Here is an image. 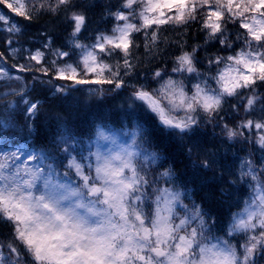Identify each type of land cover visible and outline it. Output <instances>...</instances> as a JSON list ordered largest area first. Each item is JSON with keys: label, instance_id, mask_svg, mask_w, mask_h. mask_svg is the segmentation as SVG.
I'll list each match as a JSON object with an SVG mask.
<instances>
[{"label": "snow or ice", "instance_id": "6c2138e0", "mask_svg": "<svg viewBox=\"0 0 264 264\" xmlns=\"http://www.w3.org/2000/svg\"><path fill=\"white\" fill-rule=\"evenodd\" d=\"M0 5L28 22L47 16L71 26L59 45L45 31L39 47L25 48L24 27L0 13V123L39 135L37 87L50 94L49 109H63L44 147H0V264H264V0ZM194 26L203 41L189 45ZM80 86L97 98L126 92L129 116L143 115L131 129L95 124L87 151H77L85 143L72 123ZM209 125L245 155L231 164L220 157L199 138ZM164 141L187 157L190 176L163 167ZM189 183L203 192L199 202ZM241 190L220 225L211 205Z\"/></svg>", "mask_w": 264, "mask_h": 264}, {"label": "trees", "instance_id": "16d2710c", "mask_svg": "<svg viewBox=\"0 0 264 264\" xmlns=\"http://www.w3.org/2000/svg\"><path fill=\"white\" fill-rule=\"evenodd\" d=\"M112 2H116V0H113ZM93 12L95 13V15L92 16L90 29L94 28L97 25L100 8L94 9ZM10 14L11 16H13L15 21L21 24L25 29L24 36L19 38L22 44L29 43L31 38H33L34 36H39L40 33H43L45 31L49 32L53 36V39L57 44H60L71 32L70 25L56 22L55 26H53L54 22L47 16H42L38 19H34L33 21L28 22L21 17H17L12 13ZM167 34L171 35V33ZM189 34V45H192L194 43H201L203 41V34L196 33L195 26L189 29ZM193 35H195V39L191 38ZM4 38L5 34L0 33V51L5 50V46L3 44ZM218 47V45H209L207 51L216 52L218 50ZM170 53L175 54L174 50L171 49ZM204 54L205 53L203 50L198 53V55L201 57H203ZM170 66L171 64L169 62V67ZM24 77L29 84L32 83L31 76L24 74ZM261 91H264V88H262ZM32 95L40 98L42 101H44L45 104V113L40 117L39 121V135L36 132H33L31 135H29L26 130H21L19 127L4 128L3 123H0V141H2V146L5 145V143L15 145L16 143L26 141V135L28 139L32 140L30 142V145H32L35 149L42 148L48 143L45 137L50 136L54 125V121L51 119V116L53 115L54 111H63V109L58 108L53 110L48 108L51 97L50 94L45 92L43 87H37L36 91L32 92ZM46 95L48 96L47 100L45 99ZM122 97L125 98L123 91H121L118 96H115V98H113L112 94L97 98L93 96H87V94H85V92L83 91L73 93L74 105L72 110V123L75 130L81 133L82 139L83 141H85V143L76 146L77 151L81 150V148L85 150L88 147L86 143L88 138V131L96 123H106L108 126L116 128V126H121L122 123H130V118L132 117L138 118L143 115L142 112L137 110L132 116H129V113L132 112V110L128 109L126 103L124 102L125 100L123 101ZM229 103H235V101H230ZM225 108L226 112L224 113V115L226 116L228 122H231L230 118L234 116V113L231 112L227 105L225 106ZM0 117H2V114H0ZM236 118L239 119L240 117ZM0 121H2L1 118ZM147 127L151 128L150 122L147 124ZM202 131L211 135H213V131H215L216 135H213L214 138L220 136V129L215 128V130H213V127L211 125L207 126L206 128H202ZM164 144L167 145V158L166 161L163 162V167H167L169 164H174L176 166L178 174H181L182 177L190 176L191 173L190 168L188 167L189 161L187 157L182 156L180 150L174 144H171L168 141H164ZM236 145L237 149L239 150L241 146L239 144ZM188 187L193 198H195L197 202H199L200 196L203 195V192H198L196 184L189 183ZM245 193L246 191L241 190L239 192H236L235 196L229 197L227 203L218 204L214 202L211 205L213 215H216L218 217V223L220 225L225 224L232 210L237 208L235 199L238 197L242 200ZM185 203H188V201L186 200Z\"/></svg>", "mask_w": 264, "mask_h": 264}, {"label": "rangeland", "instance_id": "374dc122", "mask_svg": "<svg viewBox=\"0 0 264 264\" xmlns=\"http://www.w3.org/2000/svg\"><path fill=\"white\" fill-rule=\"evenodd\" d=\"M100 3H104L105 0H99ZM9 10L4 7L3 5H0V13H6L8 14ZM101 12V10H100ZM10 16V14H8ZM98 18H99V15H98ZM99 20V19H98ZM97 26V25H96ZM41 34V33H40ZM85 36L88 35V33H85L84 34ZM83 38V37H82ZM40 43H41V39H40V35L39 36H34L33 38L30 39L29 43L27 44H23V46L25 48H35V47H39L40 46ZM57 44V43H56ZM59 45V44H57ZM14 47H19V45H13ZM7 54V53H6ZM20 63H24L23 60L19 61ZM12 63H14V61L9 57V60H8V64L11 65ZM10 71L13 72V74H20V75H23V73H15L13 70L10 69ZM25 78V77H24ZM152 86H155V85H152ZM81 87V90L86 92L87 94H89L88 92V86H80ZM95 87V86H93ZM80 90V91H81ZM90 95V94H89ZM127 93L124 92V96L126 97ZM8 99L12 100V99H15L14 97H8ZM123 101L125 100L124 97H122ZM125 102V101H124ZM2 120H3V116L0 117ZM136 120L134 119L133 121V124ZM125 125V129H131V126H128L126 127V123L124 124ZM201 141H207L209 142V146L211 145V143H215L219 148H220V153H219V156L220 157H225L227 162L229 164L232 163L233 159L235 158V154H237L239 152V150L237 149V145H234L233 147L229 148L228 144L225 143L223 141V138L222 137H215L211 134H207L205 132L202 131V134L201 136L199 137ZM214 138V139H213ZM28 150H32L30 148H28ZM227 150V151H226ZM239 155L243 156L245 155L244 152H239ZM246 195V193H245ZM237 211V209L234 210V212Z\"/></svg>", "mask_w": 264, "mask_h": 264}]
</instances>
